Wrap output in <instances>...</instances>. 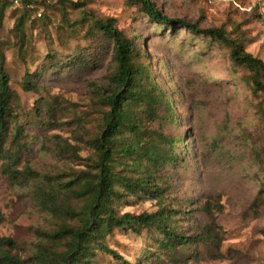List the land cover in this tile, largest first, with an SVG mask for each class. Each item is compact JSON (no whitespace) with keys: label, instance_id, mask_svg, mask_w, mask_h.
<instances>
[{"label":"rangeland","instance_id":"rangeland-1","mask_svg":"<svg viewBox=\"0 0 264 264\" xmlns=\"http://www.w3.org/2000/svg\"><path fill=\"white\" fill-rule=\"evenodd\" d=\"M26 1L0 0V51L13 94L0 154V238L14 247L4 251L38 264L39 252L65 249L53 233L82 224L65 213L81 211L84 202L73 191L98 173L93 142L109 111L117 66L95 22L114 19L143 46L138 63L156 103L153 111L132 105L140 133L118 138L119 150L133 149L116 155L112 167L129 178L151 171L162 196L160 202L129 195L118 185L124 197L114 211L166 208L171 228L190 241L170 250L156 227L141 233L114 227L103 243L130 264H264V96L254 90L251 73L233 64L230 48L154 23L134 0ZM150 1L171 18L223 28L264 62V0ZM27 74L33 90L25 88ZM150 148L171 158L152 167L142 153ZM10 171L25 178L15 181ZM85 264L124 263L95 244Z\"/></svg>","mask_w":264,"mask_h":264},{"label":"trees","instance_id":"trees-1","mask_svg":"<svg viewBox=\"0 0 264 264\" xmlns=\"http://www.w3.org/2000/svg\"><path fill=\"white\" fill-rule=\"evenodd\" d=\"M24 1V0H23ZM26 1V0H25ZM141 7L142 11L150 21L167 26H181L188 31L201 36L211 37L230 48V58L233 64L245 67L250 73V81L255 91L264 96V62L246 52L241 44L228 38L223 28H200L197 24L185 19L171 18L158 10L150 0H134ZM28 2V1H26ZM25 20L19 19L18 28L24 25ZM95 28L102 36L110 41L109 49L117 68L111 76L113 89L107 97L109 111L104 116V124L98 138L93 142L98 158V173L93 179L84 178L80 189L73 191L75 197L81 199L84 205L81 211L68 209L66 215L76 219L80 218L82 224L77 227L65 226L52 234L54 240L66 241L65 249L54 256L46 252H39L34 256L38 264H85L87 257L92 253L95 244L115 260H122L124 264H130L114 250L108 248L103 240L107 234L112 232L114 227L125 230H132L141 233L148 227H156L165 236L163 247L165 249H177L189 243L190 238L179 235L171 228L172 216L166 208L160 209L153 214L133 215L125 213L117 216L113 204L124 197V194L117 188L120 185L129 195H147L153 200L162 201L161 190L152 182V173L147 171V177L141 175L136 178L121 177L114 172L112 162L116 155L129 154L133 149L132 145H125L118 149L119 137L126 132L138 135L140 126L133 119L132 105H147L153 111L156 100L146 88L148 75L140 65L141 48L139 44L127 38L121 30L115 26L114 19L98 20ZM25 88L35 89L30 82V74H27ZM150 81V80H149ZM148 81V82H149ZM147 82V84H148ZM10 75L5 68V55L0 51V154L4 140L8 137L11 120L13 119V94L10 88ZM19 129H17V134ZM164 138L163 136H160ZM164 140H167L164 138ZM154 147V146H152ZM143 151V150H142ZM148 159L150 166L154 167L159 163H165L168 158L165 154L145 150L142 152ZM149 169L148 167H146ZM15 181L25 178L23 172L10 171ZM14 247L11 239L0 238V264H27L28 259L11 255L4 251L3 247Z\"/></svg>","mask_w":264,"mask_h":264}]
</instances>
